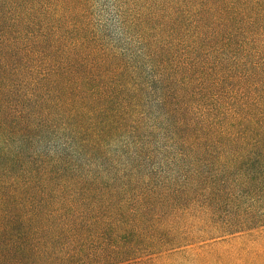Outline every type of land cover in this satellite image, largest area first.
Returning a JSON list of instances; mask_svg holds the SVG:
<instances>
[{
	"label": "trees",
	"instance_id": "1",
	"mask_svg": "<svg viewBox=\"0 0 264 264\" xmlns=\"http://www.w3.org/2000/svg\"><path fill=\"white\" fill-rule=\"evenodd\" d=\"M84 1L0 0V264H141L168 243L162 221L191 216L222 235L264 226V46L234 40L240 0H190L195 47L146 43L143 83ZM213 43L227 58L204 64ZM153 153L172 176L140 173Z\"/></svg>",
	"mask_w": 264,
	"mask_h": 264
},
{
	"label": "rangeland",
	"instance_id": "2",
	"mask_svg": "<svg viewBox=\"0 0 264 264\" xmlns=\"http://www.w3.org/2000/svg\"><path fill=\"white\" fill-rule=\"evenodd\" d=\"M193 6L190 0H85L81 10L85 22L89 23L90 30L101 42L136 64V80L143 83L150 76L146 51L142 49L146 43L151 42L152 48H158L173 41L176 57L186 56L189 49L195 47L192 39L194 16L190 13ZM238 6L244 11L233 31L236 33L234 40L237 43L254 40V47L264 46V0H240ZM142 18L152 19L147 40L141 39L137 28ZM252 19H255V23L250 25ZM174 20H179L180 25L170 33ZM118 21L122 24L120 29H117ZM219 26L220 22L217 23ZM214 29L208 28L207 35L213 34ZM230 53L228 51L227 56L231 57ZM194 55L204 64L219 56L226 57L225 51L216 43L199 47ZM224 89L222 85L219 92H224ZM151 90L153 88L149 87L142 98L143 103L152 106L144 122L149 128L154 123L152 118L159 115L153 107L157 96ZM161 135L155 138L160 141L158 145L163 143ZM118 146L119 143L113 142L110 149L115 151ZM157 169H166L169 176L174 174L163 163V156L156 153L148 158L140 173ZM216 219L218 222L225 220L222 213ZM159 226L160 231L165 232L163 237L168 243L164 248L148 251L146 260L141 264H264V226L222 235L213 230L214 222L202 221L196 216L176 221L165 220Z\"/></svg>",
	"mask_w": 264,
	"mask_h": 264
}]
</instances>
